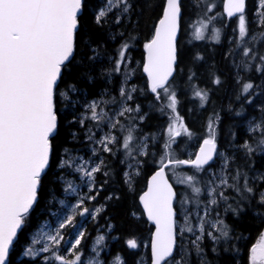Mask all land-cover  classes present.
I'll list each match as a JSON object with an SVG mask.
<instances>
[{
	"label": "snow or ice",
	"instance_id": "1",
	"mask_svg": "<svg viewBox=\"0 0 264 264\" xmlns=\"http://www.w3.org/2000/svg\"><path fill=\"white\" fill-rule=\"evenodd\" d=\"M217 7L0 0V264H264V0ZM127 196L149 244L112 235Z\"/></svg>",
	"mask_w": 264,
	"mask_h": 264
},
{
	"label": "trees",
	"instance_id": "2",
	"mask_svg": "<svg viewBox=\"0 0 264 264\" xmlns=\"http://www.w3.org/2000/svg\"><path fill=\"white\" fill-rule=\"evenodd\" d=\"M248 4H249V8H251L252 5V0H248ZM222 8V0L220 3V6L218 7ZM217 10V9H216ZM192 19H194V16L192 18H188L186 17V20L183 24V28H187V24L192 23ZM148 23H151L150 20L147 21ZM233 25L235 24V21L232 22ZM146 31V29H145ZM232 29L231 27L228 29V32L231 33ZM181 39L182 41L185 43L186 46L189 47H199L201 50L205 49V46H209L211 47V45L207 42H202V41H194L193 45H188V36L184 33H182L181 35ZM222 40H224V44L223 45H217L215 47V51L217 53H219L224 47H226L227 41L225 38L222 37ZM140 51L138 50L134 53L135 57L137 59H139L140 56ZM216 60L219 64V66L223 67L224 62L220 60V56L217 55ZM223 95V93L221 92L220 94H218L216 97H214V99L216 100L217 105H219L221 103V96ZM189 105H184L180 108V115L185 117L186 122L192 126V127H198L200 123H202V119L203 116H206L207 113H202L201 117L197 120V123L195 125L192 124V120L191 117H189L188 114V109ZM210 110V109H209ZM162 125H166V120L163 117H160L158 115H154L148 122V125L145 128V131H149V132H159L160 128ZM140 185L137 186V189L139 190ZM131 203V197L127 196L125 197L119 204H116L112 207H109L106 212L105 215H108L111 217V223L115 226L116 230L112 232L113 236H119L121 239L126 238L129 232L135 231V234L137 235L138 238H141V244L142 245H146L147 242H149L148 240V233L146 231L148 225H144V226H140L138 224L135 223V221L131 220L128 216V207ZM37 213H39V207H37L36 212H33V226L34 229H37L40 222L42 220H45L46 216L43 214H40L38 219H39V223L36 222V217H37ZM104 219L101 218L99 223L100 224H104ZM246 224L251 225V230L249 231L247 228L244 229L245 231V235L246 237L250 236L251 239L250 241H246L248 243V246L250 247L251 243L255 242V239L258 237V232L256 230L255 224L252 223V221L250 219H246L245 221ZM85 227L88 230L89 233V242H91V238L94 237L97 233H96V225L93 224L92 222H88L85 224ZM122 247V243L120 241H112L110 244V249L113 253H115L117 250H119ZM140 252H150V249L145 248V247H141ZM127 259L129 261V264H131V260H132V256L128 255ZM19 260H23V261H28V264H31V261L29 260L28 257H23V256H18V261Z\"/></svg>",
	"mask_w": 264,
	"mask_h": 264
},
{
	"label": "rangeland",
	"instance_id": "3",
	"mask_svg": "<svg viewBox=\"0 0 264 264\" xmlns=\"http://www.w3.org/2000/svg\"><path fill=\"white\" fill-rule=\"evenodd\" d=\"M220 3H221V0H217L218 7L220 6ZM218 7L216 8V9H217L216 12H220V11H222V8H221V9L219 8V10H218ZM217 27H219V25H217ZM202 42H203V41H202ZM204 42L209 43V41H207V40H205ZM57 206H59V205H57ZM61 207H62V206H61ZM77 219H79V218H77ZM46 221H47V217L45 218V220H42V221L40 222L38 228H39L41 225L45 224ZM87 223H88V222H87ZM38 228H37V229H38ZM149 242H150V241H149ZM149 242H147L146 244H149Z\"/></svg>",
	"mask_w": 264,
	"mask_h": 264
}]
</instances>
